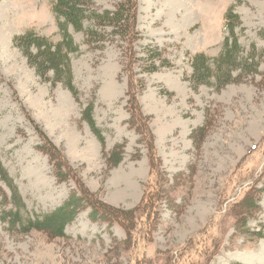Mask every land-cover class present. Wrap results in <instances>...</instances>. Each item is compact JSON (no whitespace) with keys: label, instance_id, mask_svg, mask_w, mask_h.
Wrapping results in <instances>:
<instances>
[{"label":"rangeland","instance_id":"obj_1","mask_svg":"<svg viewBox=\"0 0 264 264\" xmlns=\"http://www.w3.org/2000/svg\"><path fill=\"white\" fill-rule=\"evenodd\" d=\"M93 1L114 10L122 0ZM136 1L135 42L106 28L88 43L69 28L76 99L13 41L28 30L61 39L52 0H0V158L25 214L87 198L66 237L0 219V264H264V0ZM231 5L241 45L263 52L259 74L195 87L190 58L220 53ZM148 47L168 62L154 72ZM89 104L104 145L83 119Z\"/></svg>","mask_w":264,"mask_h":264},{"label":"trees","instance_id":"obj_2","mask_svg":"<svg viewBox=\"0 0 264 264\" xmlns=\"http://www.w3.org/2000/svg\"><path fill=\"white\" fill-rule=\"evenodd\" d=\"M241 2L242 0H237ZM52 9L61 31V39L57 42L51 38L39 35L34 30H28L16 35L13 39L16 47L20 48L26 56L30 66L43 81L50 82L53 86L58 84L67 89L76 99H79V89L74 82V73L71 65V54L79 52V46L71 35L69 28L76 32H83L88 43L104 40V30L111 29V34L119 36L127 42H135L140 38L137 28V1L122 0L114 10H100L96 8L93 0H52ZM231 5L225 14V27L228 36L223 41L220 53L215 57L201 52L190 58L192 74L190 81L195 87L199 85H213L217 89L235 83L243 78L259 74L263 52L254 43L245 49L237 35L236 29L242 26L240 16ZM242 29H244L242 27ZM145 68L149 72L157 70V60L166 65L168 62L162 53L155 48L146 50ZM83 119L89 124L91 130L98 137L102 145L105 143L101 128L93 116V105L89 104L83 110ZM202 129V128H201ZM122 146L117 145L112 157L122 151ZM120 159V158H119ZM119 160H117L118 162ZM4 184L9 190L8 194L2 187ZM0 219L9 225L28 233L32 230L46 231L52 237H66L65 228L75 213L87 201L83 196H72L55 211L46 214H25L26 204L8 170L0 158ZM95 211H101L99 206L89 204ZM142 206L139 208L141 209ZM138 208L133 210H115L110 213L112 221L125 222L120 218L123 215L134 217ZM118 215V216H117ZM263 232H257L264 237Z\"/></svg>","mask_w":264,"mask_h":264},{"label":"bare ground","instance_id":"obj_3","mask_svg":"<svg viewBox=\"0 0 264 264\" xmlns=\"http://www.w3.org/2000/svg\"><path fill=\"white\" fill-rule=\"evenodd\" d=\"M6 43V42H5Z\"/></svg>","mask_w":264,"mask_h":264}]
</instances>
